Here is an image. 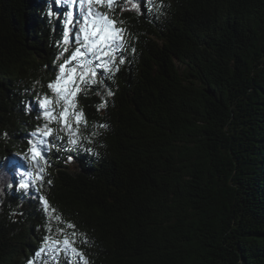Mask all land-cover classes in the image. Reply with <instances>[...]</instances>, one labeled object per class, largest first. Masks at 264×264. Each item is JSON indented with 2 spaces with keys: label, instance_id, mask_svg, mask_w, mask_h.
<instances>
[{
  "label": "trees",
  "instance_id": "obj_1",
  "mask_svg": "<svg viewBox=\"0 0 264 264\" xmlns=\"http://www.w3.org/2000/svg\"><path fill=\"white\" fill-rule=\"evenodd\" d=\"M117 3L125 63L75 97L79 144L49 123L44 181L21 189L74 48L59 0H0V264H84L35 255L72 232L88 264H264V0Z\"/></svg>",
  "mask_w": 264,
  "mask_h": 264
},
{
  "label": "snow or ice",
  "instance_id": "obj_2",
  "mask_svg": "<svg viewBox=\"0 0 264 264\" xmlns=\"http://www.w3.org/2000/svg\"><path fill=\"white\" fill-rule=\"evenodd\" d=\"M61 3H66L68 7L73 8V11H67L66 25L72 26L73 20L79 22V27H69L65 32L63 44L64 53L68 52L67 45H73L74 50L69 56L64 57L63 63H58V74H55V79L47 84V88L53 94L56 104H61L63 101L62 110L57 114L54 109L49 107L53 99L48 95L43 96L38 101L40 107L44 110V117L46 122L43 127L38 128L34 134L35 139L30 140V148L28 153L31 154V159L36 161V179L25 181L23 174L21 175V182L18 187L21 189H28L35 183H43L44 181V167L39 165V159H44V153L50 150L48 137L53 136L54 129L49 126V123L56 122L61 124V131H66L69 136V143L77 145L80 141L76 138L79 132V125L87 123L83 119V112L76 110L75 97L78 93L85 90L90 85L103 83V80H97L98 70H103L108 73L119 71V65L125 63V58L122 53L125 51V34L127 29L118 27L123 21L113 19L110 13L115 12L118 5L117 0H59ZM125 4H131L132 9L140 11V4L143 0H124ZM151 2V0H149ZM99 7H105L107 11L101 12ZM121 11L130 10L123 6ZM71 33V36L69 35ZM81 85L84 87L82 88ZM107 96L111 97L113 93L108 91ZM107 106V102L98 105V110ZM75 120L76 128L72 127V120ZM107 127V125H101ZM5 135H7L5 133ZM59 138V137H54ZM55 147V145H51ZM88 151H91L90 149ZM39 158V159H37ZM24 159H29V155L25 154ZM71 159V158H69ZM29 176L32 173H28ZM50 184L51 181L49 180ZM43 200L44 210L48 214L49 220L55 219L60 221L62 218L59 215H54L55 210L50 209L46 199L38 197ZM75 225L67 223V228H74ZM51 232V227H49ZM58 232L64 234V229H57ZM75 232L64 234L63 240L53 239L51 236H46L43 240V246L35 253L37 257L46 251L54 253L65 252L75 254L88 264L84 259L83 253L74 247L76 243ZM61 244L63 247H61ZM28 264H33L29 260Z\"/></svg>",
  "mask_w": 264,
  "mask_h": 264
},
{
  "label": "rangeland",
  "instance_id": "obj_3",
  "mask_svg": "<svg viewBox=\"0 0 264 264\" xmlns=\"http://www.w3.org/2000/svg\"><path fill=\"white\" fill-rule=\"evenodd\" d=\"M117 1H124V0H117ZM60 4L62 5V8H63V16H64V18H65V20L67 19V11H73L74 9L73 8H70V7H68V5L66 4V3H61L60 2ZM99 10L101 11V12H103L102 11V9H101V7H99ZM69 27H79V22L77 21L76 22V20H75V18H74V20H73V25L72 26H69V25H65V29L66 30H68V28ZM49 107L51 108V106H50V104H49ZM48 139V141H49V137L47 138ZM50 142V141H49ZM49 146H51L50 145V143H49ZM37 159H39V158H37ZM35 163H36V161H35ZM40 163H41V161H40V159H39V165H40ZM61 247H63V246H61ZM57 253H54V252H51V251H46V252H44L43 253V255H42V257L43 258H45V259H49L50 257H55V255H56Z\"/></svg>",
  "mask_w": 264,
  "mask_h": 264
}]
</instances>
